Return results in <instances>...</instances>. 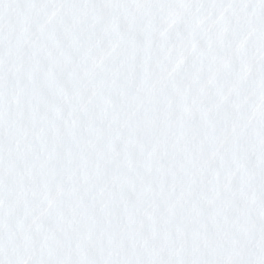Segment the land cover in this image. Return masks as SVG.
Listing matches in <instances>:
<instances>
[{"label": "snow or ice", "instance_id": "1", "mask_svg": "<svg viewBox=\"0 0 264 264\" xmlns=\"http://www.w3.org/2000/svg\"><path fill=\"white\" fill-rule=\"evenodd\" d=\"M0 264H264V0H0Z\"/></svg>", "mask_w": 264, "mask_h": 264}]
</instances>
